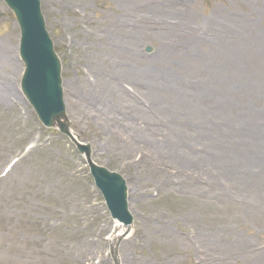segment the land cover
Segmentation results:
<instances>
[{
    "label": "rangeland",
    "instance_id": "374dc122",
    "mask_svg": "<svg viewBox=\"0 0 264 264\" xmlns=\"http://www.w3.org/2000/svg\"><path fill=\"white\" fill-rule=\"evenodd\" d=\"M40 1L75 140L24 97L0 0V264H264V0Z\"/></svg>",
    "mask_w": 264,
    "mask_h": 264
},
{
    "label": "water",
    "instance_id": "95a60500",
    "mask_svg": "<svg viewBox=\"0 0 264 264\" xmlns=\"http://www.w3.org/2000/svg\"><path fill=\"white\" fill-rule=\"evenodd\" d=\"M14 12L21 30L20 55L25 64L22 89L46 127L58 125L60 131L72 138L65 123V105L61 88V65L46 31L39 0H4ZM152 49L148 48L147 52ZM86 154L97 188L102 192L113 219L128 228L133 219L129 212L125 181L116 174L98 167L90 160V147L79 146ZM118 264V263H117Z\"/></svg>",
    "mask_w": 264,
    "mask_h": 264
},
{
    "label": "bare ground",
    "instance_id": "6f19581e",
    "mask_svg": "<svg viewBox=\"0 0 264 264\" xmlns=\"http://www.w3.org/2000/svg\"><path fill=\"white\" fill-rule=\"evenodd\" d=\"M119 229L120 230H119L118 234L115 236H112V238L110 239V243L112 245L116 244L117 240L119 239V236L121 235L122 232H124L123 226L120 225ZM165 235H166V237L151 236L150 233L147 231V232H145L142 240H140L138 243L135 244L134 249L138 248L139 246L152 245L153 243L159 242L162 238L165 240L164 245L166 244L167 246H172L174 242H171L172 240L169 239V237H171V234L169 232H167V234H165ZM160 264H165V263L161 262Z\"/></svg>",
    "mask_w": 264,
    "mask_h": 264
}]
</instances>
